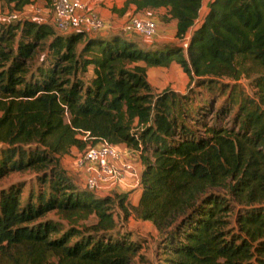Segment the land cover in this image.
<instances>
[{
    "label": "trees",
    "instance_id": "1",
    "mask_svg": "<svg viewBox=\"0 0 264 264\" xmlns=\"http://www.w3.org/2000/svg\"><path fill=\"white\" fill-rule=\"evenodd\" d=\"M202 1L128 0L166 10L174 40L161 44L0 22V180L29 171L39 186L25 198L22 183L0 189V264H132L141 245L116 228L114 208L152 224L163 264H264V111L238 101L234 130L217 122L233 101L215 110L212 96L195 103L147 79L148 67L175 63L210 92L251 61L264 105V0H209L201 14ZM103 142L139 151L138 187L97 196L69 179L60 158Z\"/></svg>",
    "mask_w": 264,
    "mask_h": 264
},
{
    "label": "rangeland",
    "instance_id": "2",
    "mask_svg": "<svg viewBox=\"0 0 264 264\" xmlns=\"http://www.w3.org/2000/svg\"><path fill=\"white\" fill-rule=\"evenodd\" d=\"M31 1L32 2L28 3L21 10H17L12 6V4H8L4 0H0V22L15 23L23 19H30L49 23L54 0L49 3L44 0ZM85 3L87 4V10L89 12H93L91 6H89L87 2ZM13 13L17 14L18 19H9V16ZM96 15L98 16V18H100L98 14ZM132 18L133 17H131V19ZM100 20L104 22L101 18ZM104 24L106 23L104 22ZM133 35L139 38L142 37L135 32H133ZM152 38H155V36ZM46 58L47 56L45 55V53L39 54L36 60H34L33 65L31 64L32 71L37 66H45V64H47ZM177 67L179 66H176L175 63H172L168 67H157L156 72H151L149 83L153 82L152 87L154 88L155 92H160L164 89H171L181 95H184V97L186 98L188 97L193 99L195 103H198L199 97L201 98L207 94V98H210L211 96L213 97L215 110L219 109L229 99L231 103L232 101L233 103L227 104L225 113L217 119V122L222 126H227L228 128H233L234 130L238 129V123L236 122V120H233L234 116L237 113L236 109L238 101H241L240 103H242L247 100L249 101L248 104H251L252 101H254L255 106L264 111V105L260 102L258 98V92L256 90V87L254 86V79L261 74L259 67L255 63L251 61L244 62L241 66V76L238 80L233 81L225 78L219 79L216 83L211 84L210 92H208L204 86H197L193 83L188 86V77H182L181 73H178L179 71L181 72V68ZM88 69V76H90V67ZM177 69L179 70L178 72ZM238 94L240 95V100L237 99ZM200 119V121H209L207 115H204ZM188 124L194 126L196 125V129H198L199 131L202 130V126L198 123L194 124L192 120L188 121ZM127 149H129V151H126L127 157H125V155L123 154L124 157L127 159V161L133 163L134 166L138 167V165H140L141 168V164H139V151L137 149H134V151H130L131 149H133L130 147H128ZM83 153L84 152L82 151L73 150L71 153L66 154L60 158L61 167L66 171L69 179L73 183H75L78 188H81L82 183L84 185V177L82 170L77 166L76 161L82 157ZM127 179L128 181H131L129 177ZM11 183L23 184L22 195L24 198L26 197V194L31 187L33 188L34 193L38 191L39 188L38 184L36 183L35 174L29 171L14 173L9 177L0 180V189H5ZM84 188H86L85 185ZM110 188L111 187L105 188L103 190L91 191L97 196L113 197L117 194V192L114 191V189L111 190ZM218 192L224 194L223 191ZM49 217L58 219L57 216L54 215H49ZM79 217L80 218H78V223H81L83 225H89L94 221V218L92 217L87 218L86 216L82 215ZM114 217L117 222L116 228L121 232L126 233L127 237H129L130 240L135 241L141 245L139 253L132 258V264H163L165 252L157 245L159 237L151 223H149L148 221L138 220L133 216H129L127 220L123 221L121 219V212L118 208H114ZM75 219L76 217L73 220ZM62 222L66 225L65 220H62Z\"/></svg>",
    "mask_w": 264,
    "mask_h": 264
},
{
    "label": "built area",
    "instance_id": "3",
    "mask_svg": "<svg viewBox=\"0 0 264 264\" xmlns=\"http://www.w3.org/2000/svg\"><path fill=\"white\" fill-rule=\"evenodd\" d=\"M9 19H18L17 14H11ZM51 21L63 33L76 29L96 33L109 27L94 12L87 10L84 0H54ZM127 28L144 38H152L157 33L156 23L148 18L133 17ZM76 164L82 170L84 185L88 190H103L120 184L128 189L139 186L140 165L134 166L116 146L106 142L88 148ZM128 177L131 181H128Z\"/></svg>",
    "mask_w": 264,
    "mask_h": 264
},
{
    "label": "crops",
    "instance_id": "4",
    "mask_svg": "<svg viewBox=\"0 0 264 264\" xmlns=\"http://www.w3.org/2000/svg\"><path fill=\"white\" fill-rule=\"evenodd\" d=\"M91 6L94 13L98 14L99 17L108 24V28L102 32H99L102 35H108L110 33H121L126 36H129L133 40L137 41L139 44L142 45H150L153 43H165V42H172L174 40V33H175V22L169 20L168 22H164L162 18L165 14L166 10L164 8L158 9H150V8H142L136 9L135 4L129 3L128 0H84ZM209 0H203L200 13L203 14L207 9V3ZM52 15V13H51ZM142 17L148 18L153 20L157 25V34L155 38H143V37H136L133 35V32L127 28L128 24L130 23L131 17ZM49 23H52L51 17ZM178 66L177 64H175ZM157 67H148L147 68V76L148 81L150 82L151 72H156ZM179 68V67H177ZM181 70V69H180ZM179 70L177 69V72ZM182 77H187L181 70ZM151 85L153 84L150 83ZM120 152H122L125 157H127V152L129 149L125 145H119L116 147ZM130 151H134L131 149ZM141 163V161L139 160ZM81 188H84L83 183L81 184ZM111 190L114 189L117 193H124L127 192V187L124 184H120L110 188ZM139 196V189L132 191L129 193V198L132 204H136L137 199Z\"/></svg>",
    "mask_w": 264,
    "mask_h": 264
}]
</instances>
